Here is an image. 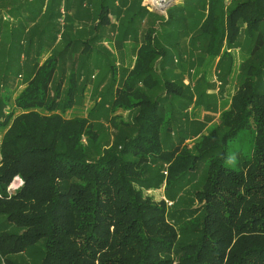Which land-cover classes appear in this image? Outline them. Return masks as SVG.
Here are the masks:
<instances>
[{
    "label": "trees",
    "instance_id": "obj_1",
    "mask_svg": "<svg viewBox=\"0 0 264 264\" xmlns=\"http://www.w3.org/2000/svg\"><path fill=\"white\" fill-rule=\"evenodd\" d=\"M44 1L24 22L0 15V264H264V0L229 9L222 0H184L204 8L191 20L209 61L228 58L230 70L233 59L221 46L233 48L242 33L248 54L259 51L218 123L198 129L190 145L170 140L175 120L164 105L172 109L184 95L154 67L168 53L151 25L134 44L129 69L109 66L101 99L93 97L86 116L74 111L87 88L84 80L77 92L74 65L94 69L91 57L108 60L101 44L114 26L111 13L121 10L123 42L147 13L137 4L135 11L138 0H121L119 10L109 0ZM3 2L9 15L34 8L0 0V10ZM185 4L170 6L164 22L174 25ZM64 55L74 63L62 83ZM103 106L118 129L108 146L92 120ZM120 111L132 112L130 121ZM197 171L196 186L190 176ZM16 179L20 185L9 189ZM161 184L172 209L145 194Z\"/></svg>",
    "mask_w": 264,
    "mask_h": 264
},
{
    "label": "rangeland",
    "instance_id": "obj_2",
    "mask_svg": "<svg viewBox=\"0 0 264 264\" xmlns=\"http://www.w3.org/2000/svg\"><path fill=\"white\" fill-rule=\"evenodd\" d=\"M109 0L110 5L119 10L121 7V0ZM224 8L229 9L235 2L240 0H222ZM140 2V3H139ZM195 2L187 1L186 4L184 0H138L134 2L133 8L137 11V6L140 5L145 12L135 18L132 24L134 29L131 36H127L125 40L122 41L120 38V32L117 33V25L119 21L121 10L111 13V20L114 26H107L103 36H106L103 41V49L109 51L104 63H95L94 56L91 57V66L94 69H90L89 66H81L79 61L74 65L79 70V87L77 92L80 90L82 81H86L87 88L84 91L83 102L76 103L74 105V111H78L82 116H86L87 110L93 106V97L98 101L101 99L102 93L106 90L108 83L110 82V70L109 66H113L118 74L122 73V70H128L129 66L132 64V59L134 55V44H139L142 41L143 35L149 25L154 26L158 29L157 37L161 44L165 45L167 49V57L161 61L158 59L154 65L157 72L162 66L164 69V75L170 81H174L177 85L181 86L182 94L184 95L181 102L176 99H172V109L167 103L164 105L165 114L168 115L172 111L173 119L175 120V126H173L172 134L170 135V140L172 142L177 141L181 138L183 143L188 145L198 134L197 130L203 127V130L211 123H218V114L222 108L229 104L232 94L238 87L240 80L242 78L243 70L246 65L253 63L256 54L249 55L250 45L249 40L244 33L239 37L235 46L227 49L225 43L221 46V52L227 50L233 59V64L228 70V58L221 59L219 56L212 61L208 60L207 54L203 51L202 42L195 36L197 25L195 26L193 17L198 20L201 19L204 8ZM88 4V3H87ZM156 4L158 7L154 6ZM173 4H185L188 8L185 11L179 10L176 15L179 17L174 25L166 24L164 21L167 18V9ZM188 4V5H187ZM83 7V6H82ZM85 7V6H84ZM193 7V8H189ZM197 7V8H196ZM196 8L192 11L191 9ZM74 9V6L72 7ZM184 13H183V12ZM74 13V12H72ZM180 13V14H179ZM184 15H183V14ZM65 26H59L62 33H64ZM164 32V34H163ZM95 35V33H93ZM92 35V36H93ZM97 34L95 38H97ZM63 46L65 41L62 42ZM98 45L99 42L96 41ZM62 46V47H63ZM62 47L60 49H62ZM98 47V46H97ZM96 47V49H98ZM58 49V50H60ZM68 48L66 51H68ZM81 49V48H79ZM66 64L61 66L57 70V79L63 76L62 83L66 82L68 76V71L71 65L74 63L72 57L64 55ZM99 65V66H98ZM81 66V67H80ZM90 69V70H89ZM81 72V73H80ZM20 82V81H19ZM65 86V85H64ZM162 93V92H161ZM13 95H10V100L4 106V111H10L12 104H10ZM169 99V98H168ZM106 107H100L98 111L94 112L92 120L96 126L94 130H97V135L100 140L101 145H110L113 141L115 134H118V129L111 128L110 124L107 122L108 111ZM72 110L66 112V116L70 117ZM121 116L124 120L130 121L132 117V112L124 111L121 112ZM178 131V135L176 133ZM1 137V135H0ZM85 137H82V142L86 143ZM191 183L196 185L200 181V173H196L190 176ZM10 186V185H9ZM192 185L184 188L190 190ZM145 194L151 196L154 200L167 199L171 201V207L173 208V201L169 199L164 192V184H161L158 188L147 189Z\"/></svg>",
    "mask_w": 264,
    "mask_h": 264
},
{
    "label": "crops",
    "instance_id": "obj_3",
    "mask_svg": "<svg viewBox=\"0 0 264 264\" xmlns=\"http://www.w3.org/2000/svg\"><path fill=\"white\" fill-rule=\"evenodd\" d=\"M45 1H44V3H45ZM21 2H23L25 4L26 3H30V4L33 3L34 8H32L30 10V14H28L27 10H25L23 8V6H21L19 8V10L13 11L14 16L12 14L9 15L7 11L10 9V5L7 2H3V5H2L3 8L0 10V15L2 17V20L8 21V22H12V21L24 22L23 18L25 19V17H31L33 15L34 9H37V8H39V6H41V0H35V1H33V0H15L16 5L20 4ZM12 8H14V7H12ZM132 57L134 59V55ZM133 59H132V61H133Z\"/></svg>",
    "mask_w": 264,
    "mask_h": 264
},
{
    "label": "built area",
    "instance_id": "obj_4",
    "mask_svg": "<svg viewBox=\"0 0 264 264\" xmlns=\"http://www.w3.org/2000/svg\"><path fill=\"white\" fill-rule=\"evenodd\" d=\"M20 185V181L18 180V179H16L14 182H12L11 184H10V186H9V189H15V188H17L18 186ZM165 201H166V203L168 204V205H171V201H168V200H166L165 199Z\"/></svg>",
    "mask_w": 264,
    "mask_h": 264
},
{
    "label": "bare ground",
    "instance_id": "obj_5",
    "mask_svg": "<svg viewBox=\"0 0 264 264\" xmlns=\"http://www.w3.org/2000/svg\"><path fill=\"white\" fill-rule=\"evenodd\" d=\"M152 1V0H151ZM154 6L158 7L156 4H154Z\"/></svg>",
    "mask_w": 264,
    "mask_h": 264
}]
</instances>
